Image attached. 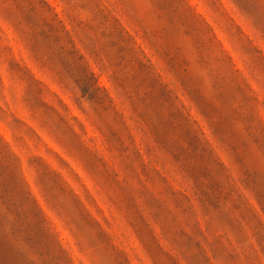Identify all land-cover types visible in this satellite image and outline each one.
<instances>
[{
	"label": "rangeland",
	"instance_id": "374dc122",
	"mask_svg": "<svg viewBox=\"0 0 264 264\" xmlns=\"http://www.w3.org/2000/svg\"><path fill=\"white\" fill-rule=\"evenodd\" d=\"M231 2L250 32L224 0H0V264H264V0Z\"/></svg>",
	"mask_w": 264,
	"mask_h": 264
},
{
	"label": "clouds",
	"instance_id": "9594fccd",
	"mask_svg": "<svg viewBox=\"0 0 264 264\" xmlns=\"http://www.w3.org/2000/svg\"><path fill=\"white\" fill-rule=\"evenodd\" d=\"M224 2L229 3L230 6H231V9H232L234 12H236V14H237V17H236V19H235L236 22L239 23L241 26H243V27H244V30H248V31L250 32V26H249L248 23L244 20V18H243V17H242L237 11H236L235 6H234V4L231 2V0H224ZM33 59L35 60V62H36L38 65H40L42 71H47L48 73L51 74V72L49 71V69H47L46 67H44V66L41 64V62L39 61V59H37V58H33Z\"/></svg>",
	"mask_w": 264,
	"mask_h": 264
}]
</instances>
